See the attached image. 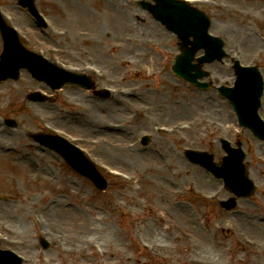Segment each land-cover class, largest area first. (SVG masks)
Instances as JSON below:
<instances>
[{
	"label": "rangeland",
	"instance_id": "1",
	"mask_svg": "<svg viewBox=\"0 0 264 264\" xmlns=\"http://www.w3.org/2000/svg\"><path fill=\"white\" fill-rule=\"evenodd\" d=\"M69 1L40 0L56 26L68 30V37L48 32L56 38H43L47 46L59 49L67 62L102 68L106 78L102 84L131 88L135 96L100 101L65 85L56 91L54 102L34 103L26 96L35 89L54 92L26 70L20 71L17 82L0 83V101L6 103L0 108V121L5 116L18 121L17 129L0 123V144L6 145H0V193L4 194L0 227L24 245L12 249L26 254L32 264H191L181 262L185 258L264 264L263 143L235 125L232 107L213 90H196L171 72L178 40L137 0ZM226 1L232 5L230 15L223 14L219 4L202 9L212 19L210 33L223 38L229 58L204 68L213 81L232 82L229 59L234 52L242 63L260 66L264 76V0ZM87 16L101 25L96 28ZM72 30L89 33L85 40L73 39ZM38 117L81 136L80 143L90 148L96 162L124 171L132 181L118 180L100 169L107 188L97 190L56 153L24 136V130H45ZM180 124L189 128L181 129ZM160 125L173 132L156 131L154 127ZM146 133L150 143L141 147L138 139ZM220 136L242 141L249 175L257 185L251 198L237 200L236 211L244 212L240 215L220 206V200L231 197L222 181L183 154L187 148L207 151L218 162L224 155ZM91 138L100 144H91ZM196 190L220 196L205 204L195 196ZM38 220L51 240L48 249L38 243ZM238 232L260 247L240 243ZM184 234L188 238L180 236ZM139 237L152 243L153 250L145 251ZM94 245L105 253H97Z\"/></svg>",
	"mask_w": 264,
	"mask_h": 264
},
{
	"label": "water",
	"instance_id": "2",
	"mask_svg": "<svg viewBox=\"0 0 264 264\" xmlns=\"http://www.w3.org/2000/svg\"><path fill=\"white\" fill-rule=\"evenodd\" d=\"M159 3L158 6H153L150 8V11L154 14L155 17L163 20L168 28L171 30L177 32V33H182L181 36L183 37L184 34L188 31L191 34H193L197 40L202 38V32H201V27L198 26V28H194L191 26V21H195L197 23L200 22V18L187 10L184 6L178 5L175 3H168L163 0H157ZM170 5L178 10L181 11V13L185 16H187V19L182 21L181 19L175 17L172 15V13H166L164 10L161 9L162 5ZM182 39H186V36H184ZM192 55L191 50L183 52L181 56H178L176 60V65L173 67L175 71H177L178 67L181 65V62H188ZM37 77V76H36ZM43 78L47 79L43 75H38V78ZM243 77L240 76V79ZM61 81H59L57 84H54L53 87L61 85ZM246 91L249 90L251 91V95L248 97V100L251 102V115L249 118H244L242 121L246 124H251L253 130L257 134H261V131H258L259 129L257 128V124L255 122V110L258 102V97L260 95V83L257 75H253L251 78V81L248 85H243L240 84L237 86L236 91ZM230 98L236 102V105L239 107L246 106L247 104L245 103V96L243 95H238L234 96L231 95ZM245 112H247V107L244 108ZM55 140V139H52ZM60 143V142H59ZM63 155L66 157L67 161L69 164L76 169L77 171L87 175L89 171H91V166L80 156V155H74V153L70 150V152L67 153V155L63 152ZM205 166L218 173L221 177L224 178L225 183L230 187L234 188L236 184H238L243 176V169L241 168L239 163V155L235 151H228V156L224 158L223 160V165L219 169H213L210 164H209V159L207 162H203ZM82 165H84V168L82 169Z\"/></svg>",
	"mask_w": 264,
	"mask_h": 264
},
{
	"label": "bare ground",
	"instance_id": "3",
	"mask_svg": "<svg viewBox=\"0 0 264 264\" xmlns=\"http://www.w3.org/2000/svg\"><path fill=\"white\" fill-rule=\"evenodd\" d=\"M67 2H68V3H70V1H69V0H67ZM82 7H83V6H82ZM83 9H84V7H83ZM79 10H80V9H79ZM87 17H88V16H87ZM91 19H93V20H94V18H91ZM94 24H96V26H95V27H96V28H98V24H97L96 20H94ZM94 24H93V25H94ZM0 145H1L2 147H5V146H6L5 144H0Z\"/></svg>",
	"mask_w": 264,
	"mask_h": 264
}]
</instances>
